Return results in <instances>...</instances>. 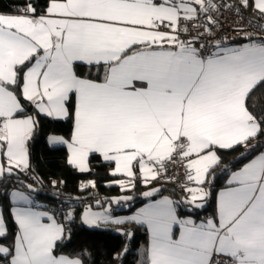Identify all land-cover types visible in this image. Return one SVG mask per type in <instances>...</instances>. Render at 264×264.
Masks as SVG:
<instances>
[{
  "label": "snow or ice",
  "instance_id": "obj_1",
  "mask_svg": "<svg viewBox=\"0 0 264 264\" xmlns=\"http://www.w3.org/2000/svg\"><path fill=\"white\" fill-rule=\"evenodd\" d=\"M238 5L48 0L37 15L25 0L18 14H0V187L10 198L16 225L12 243H0V264H84V253L56 254L65 228L38 210L37 189L20 179L30 169L28 142L38 116L71 120L70 141L53 135L49 144L66 145L68 165L81 173L89 171L93 153L114 163L110 175L126 177L112 182L122 192L135 189L137 180L145 186L159 179L175 182L168 165L183 167L185 195L179 203L190 212L203 208L211 194L215 170L223 166L219 150L242 149L241 159L254 154L242 167L226 171L215 215L200 222L181 218L177 202L167 196L124 218L89 206L81 222L146 225L149 242L140 264H264V150L259 147L264 111L258 114L252 99L264 85V24H256V31L240 27L245 42L230 46L227 37L217 38L216 15L222 8H235L239 15L242 7L264 20V0H238ZM79 65L88 67L84 75L77 72ZM9 182L16 185L11 190ZM89 187L95 182L82 183L80 190ZM131 199L121 196L111 203ZM73 215L69 210L65 220ZM7 235L0 212V240Z\"/></svg>",
  "mask_w": 264,
  "mask_h": 264
},
{
  "label": "trees",
  "instance_id": "obj_2",
  "mask_svg": "<svg viewBox=\"0 0 264 264\" xmlns=\"http://www.w3.org/2000/svg\"><path fill=\"white\" fill-rule=\"evenodd\" d=\"M24 2L25 0H0V13L18 14L15 10ZM31 2L37 9V15L42 14L43 9L48 4V0H31ZM246 12L251 13L250 10H246ZM240 43H243L242 40L234 42V44ZM87 71L88 68L84 65L77 67V72L81 75ZM91 78H95L93 74ZM252 99L256 101L257 113L264 111V85L255 89ZM29 110L31 111V109ZM37 119L39 126L33 138L28 142L30 169L26 174H22L20 179L34 185L37 191L33 195L44 210H52L56 214L60 206L59 200L62 199L64 202L72 200L69 203V208L73 211V218L65 220V216L61 214L56 216L65 228V240L57 247L56 254L72 257L84 253V264H140L143 259L141 250L147 247L148 242L146 230L132 223L109 224L103 228L86 227L81 222V216L86 207L90 206L94 209L108 207L112 209V215L117 216L135 211L148 200L169 196L177 202V212L180 217L191 216L196 222H199L215 215L216 194L218 190L225 187L226 171L238 169L254 155L249 154L247 159H241L240 152L242 149L219 150L218 154L222 157L223 166L215 170L216 175L210 189L211 194L204 208L194 209L190 212L187 206L179 203L183 194L177 191L171 182L159 179L161 182L154 181L152 184L144 186L137 180L135 189L122 192L119 185L112 183L122 179V177L110 175L113 164L103 161L100 155L96 153L89 156V171L87 173L78 172L68 165V154L64 146L51 147L47 142L50 135H57L70 140L72 121H56L44 116H38ZM260 141L259 147L262 150L264 136L260 137ZM136 171L139 175L138 169ZM52 181L57 182L55 186ZM88 181H94L96 187H89L81 191V184H86ZM15 186L12 182L7 184L8 190ZM151 188H159L160 191L153 197H144L142 193ZM121 196H131L132 199L111 203L113 198ZM97 200L101 202L100 205L96 204ZM0 208L8 230L7 237L0 240V243L7 245L12 243L16 225L10 216L9 197L5 195V190L2 187H0ZM118 229H122L123 233L130 232L131 237L122 234ZM125 246L128 248L126 253L124 252ZM118 253H121L122 256L119 259L114 258Z\"/></svg>",
  "mask_w": 264,
  "mask_h": 264
},
{
  "label": "built area",
  "instance_id": "obj_3",
  "mask_svg": "<svg viewBox=\"0 0 264 264\" xmlns=\"http://www.w3.org/2000/svg\"><path fill=\"white\" fill-rule=\"evenodd\" d=\"M218 3L221 2H227V3H232L237 6L238 5V0H217ZM219 21H220V27L217 29L219 36L217 38H223L227 37L228 38V43H234L235 41H243L242 37L239 35V28L244 27L247 31H256V24H264V20H259L257 17L254 16V14L246 12L245 9L242 7L240 8V14L237 15L235 8L228 10V9H221L220 13L216 14ZM249 21H253L252 24H249ZM189 27H192V25H189ZM264 150V147L262 148ZM184 168L180 166L173 167L171 164L168 165V175L169 176H174L176 177L175 182H171L174 184L175 189L177 191H181V184L186 183L185 176H184ZM162 181H166L164 179H160ZM170 182V181H167ZM70 202L72 200H68L64 202L62 199L59 200L60 206L59 210L56 213L57 216L60 214L65 216V214L70 210Z\"/></svg>",
  "mask_w": 264,
  "mask_h": 264
},
{
  "label": "crops",
  "instance_id": "obj_4",
  "mask_svg": "<svg viewBox=\"0 0 264 264\" xmlns=\"http://www.w3.org/2000/svg\"><path fill=\"white\" fill-rule=\"evenodd\" d=\"M1 14V13H0ZM236 45H238V44H234V43H231L230 44V46H236ZM84 66H86V65H84ZM86 68H88L87 66H86ZM92 74L94 75V77L96 76V72H95V69L92 71ZM50 136H53V135H50ZM54 136H57V135H54ZM59 137H61V136H59ZM49 138V137H48ZM63 138V137H62ZM64 139V138H63ZM71 139V138H70ZM66 140V139H65ZM70 141V140H69ZM47 142H48V140H47ZM48 145L49 146H51V147H56V146H64L65 148H66V150H67V154H68V149H67V146L66 145H50L49 144V142H48ZM97 154V153H96ZM99 155V154H98ZM90 156V155H89ZM101 157V156H100ZM68 158V157H67ZM102 158V157H101ZM102 160H103V158H102ZM104 161V160H103ZM248 162V161H247ZM246 162V163H247ZM109 163V162H108ZM113 164V168L115 167V165H114V163H112ZM243 166V165H242ZM241 166V167H242ZM72 167V166H71ZM72 168H74V167H72ZM75 169V168H74ZM77 170V169H76ZM78 171V170H77ZM79 172V171H78ZM138 172H139V170H138ZM81 173V172H80ZM85 173H87V172H85ZM116 177H122V179H126V177H124V176H122V175H116ZM157 181H159V182H161L160 180H157ZM165 182H167V181H165ZM145 186V185H144ZM225 186H226V183H225ZM223 189V188H222ZM222 189H220V190H218V192H217V194H216V197H217V195H218V193L222 190ZM147 191H149V190H147ZM181 192V191H180ZM182 194H183V196L185 195V193L184 192H181ZM162 197H164V196H161V197H158V198H156L155 200H158V199H161ZM167 197H169V196H167ZM147 198H149V197H147ZM170 199H172L171 197H169ZM9 200H10V198H9ZM33 200H34V205H37L38 206V210H40V211H46V212H48V213H50L51 215H53L54 217H55V219L58 221V219L56 218V214H54L53 213V211L52 210H44V209H42L41 208V206H40V203H39V201L36 199V197L33 195ZM173 200V199H172ZM151 201H154V200H148V201H146L144 204H142L138 209H136L135 211H133V212H131V213H129V214H120V215H112V209H109L108 207H106V208H108L109 209V214L111 215V216H113V217H115V218H124V217H128V216H131V215H134L140 208H142V207H144L146 204H148L149 202H151ZM174 201V200H173ZM175 202V201H174ZM205 206V205H204ZM204 208V207H203ZM92 209V211H96V212H99V211H102L104 208H91ZM0 212H2V210H1V208H0ZM181 218H184V217H181ZM192 218V217H191ZM45 222H47L46 220H45ZM59 222V221H58ZM200 222V221H199ZM60 223V222H59ZM128 223H132V224H135V225H137V226H140V227H143L145 230H146V232H147V235H148V242H149V234H148V231H147V226L146 225H140V224H136L135 222H128ZM83 225H85V224H83ZM106 225H109V224H105V225H102L101 227L103 228V227H107ZM110 225H115V224H110ZM86 227H89L88 225H85ZM100 227V228H101ZM90 228H99V227H90ZM174 232L176 233V235H178V232H179V229H178V227H176V228H174ZM148 242H147V245H148Z\"/></svg>",
  "mask_w": 264,
  "mask_h": 264
}]
</instances>
